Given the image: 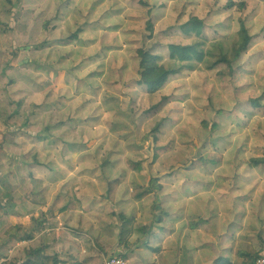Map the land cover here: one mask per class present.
<instances>
[{"label":"rangeland","instance_id":"rangeland-1","mask_svg":"<svg viewBox=\"0 0 264 264\" xmlns=\"http://www.w3.org/2000/svg\"><path fill=\"white\" fill-rule=\"evenodd\" d=\"M229 1L0 0V142H16L0 147V264L20 263L34 247L85 264L110 255L216 264L256 245L264 256V165H248L264 157V0ZM250 12L254 38L230 77L198 65L153 94L138 83L137 49L163 64L167 45L189 43L179 26L192 16L228 44ZM152 178L153 191L134 200L132 190ZM68 192L75 209L51 212ZM14 225L21 231L7 235ZM11 242L19 248L10 257Z\"/></svg>","mask_w":264,"mask_h":264},{"label":"trees","instance_id":"trees-1","mask_svg":"<svg viewBox=\"0 0 264 264\" xmlns=\"http://www.w3.org/2000/svg\"><path fill=\"white\" fill-rule=\"evenodd\" d=\"M245 3L238 4V7L243 8ZM234 5V1H229L227 7ZM257 12H250L248 15H245L243 18H238L237 21V30L234 35L229 37V43L224 44L222 39L215 37H208L205 34L206 23L203 19H200L196 16H192L188 18L185 22H183L179 28L182 34L189 38V43L187 44H169L167 45L168 56L166 61L160 65H154L150 61L149 56L146 54V51L142 48L137 49V55L139 57V73H138V83L145 86L148 93L153 94L157 92L171 77L178 75L184 71H192L199 67L204 70H212L216 67H223L222 71H219V75L222 77H230L233 74L235 66L237 62L240 60L242 55L249 48L252 39L254 38L251 32V24L250 22L255 18ZM146 28L149 31L153 30L152 23L150 17L147 19ZM80 32L79 29L76 30L71 37L76 36ZM17 54V50L15 51ZM162 99L158 100V102L150 108L153 110L158 108L160 103L163 102ZM252 104L254 106L259 104L258 99H251ZM24 99H19L16 101V106L21 108L23 105ZM34 105L30 103L29 110L25 114H22L21 117L23 120H28V117L33 114ZM19 114L18 109L14 113L8 116L6 122L12 129V131L7 132V136L13 137L15 132L19 131V127L16 124V117ZM202 125L205 127L214 128L217 126V122L213 121L212 124L202 122ZM157 125L153 130H158ZM4 143L9 145H15L16 142L10 138H4L2 142H0V147ZM220 157L218 155H207L204 157V160H208L211 162H216ZM108 160H105L102 165H106ZM127 164L129 168L140 171L142 169V165L140 162H131L127 160ZM249 166H260L264 165V157L259 158H251L248 161ZM156 178H152L148 185L138 186L134 188L131 192V197L134 200H140L145 195L151 193L153 191V187L156 186L157 182ZM120 181L118 179H113L109 181L107 184V192L106 196L109 200L113 199L114 193L118 188ZM60 198V197H58ZM64 202L58 206L56 209L55 206L51 205L49 210L56 214H64L68 211L74 210L75 205L79 204V200L76 197H73L72 192H68L67 195H64ZM55 199L54 202H56ZM6 208V205L0 201V210ZM123 215H121L122 217ZM126 220H129L125 217ZM159 219V218H158ZM36 225L39 223L38 219H34ZM17 225H14L11 229L12 231L7 230V235H12L14 232H20V228H16ZM20 227V226H19ZM145 232V226L142 227ZM12 232V234H11ZM124 233L126 231L122 229L119 236L123 239ZM31 237V236H29ZM261 247L254 246L249 250L242 249L238 247L233 252V256L225 259H218L216 264H255L256 260L262 256L261 255ZM27 258L18 263V264H85L84 262H80L75 256L69 255V260L63 261L58 258L56 255L48 256L45 253L43 247L28 249L26 251ZM8 264H17L16 262L8 263Z\"/></svg>","mask_w":264,"mask_h":264},{"label":"built area","instance_id":"built-area-1","mask_svg":"<svg viewBox=\"0 0 264 264\" xmlns=\"http://www.w3.org/2000/svg\"><path fill=\"white\" fill-rule=\"evenodd\" d=\"M104 264H127V261L121 256L110 255L105 259ZM255 264H264V256L258 258Z\"/></svg>","mask_w":264,"mask_h":264},{"label":"crops","instance_id":"crops-1","mask_svg":"<svg viewBox=\"0 0 264 264\" xmlns=\"http://www.w3.org/2000/svg\"><path fill=\"white\" fill-rule=\"evenodd\" d=\"M14 245H16V247H14ZM21 245V244H20ZM21 246H23V245H21ZM9 247H12V248H10L9 250H8V252L10 253V257H11V255H13V253H14V251L17 249V248H19V245H17V242L15 243V242H11V244L9 245ZM14 247V248H13ZM35 248V247H34ZM115 256H119V255H115ZM3 259H1L0 260V262L2 261Z\"/></svg>","mask_w":264,"mask_h":264}]
</instances>
